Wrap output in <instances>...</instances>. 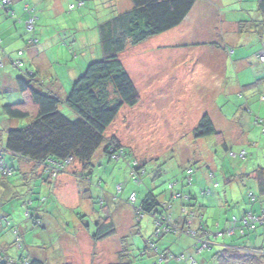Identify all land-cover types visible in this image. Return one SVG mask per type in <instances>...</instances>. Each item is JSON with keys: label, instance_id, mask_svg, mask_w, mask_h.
Wrapping results in <instances>:
<instances>
[{"label": "rangeland", "instance_id": "374dc122", "mask_svg": "<svg viewBox=\"0 0 264 264\" xmlns=\"http://www.w3.org/2000/svg\"><path fill=\"white\" fill-rule=\"evenodd\" d=\"M15 1L2 8L0 0V54L22 61L21 68L11 70L14 79L32 67L33 59L38 84L61 98L89 63L102 59L98 26L131 8L129 0ZM255 7L256 0H197L177 28L127 48L121 59L140 101L134 108L122 107L106 129L90 162L89 186L74 160L45 182L31 175L30 163L6 156L7 170L0 172V261L215 264L211 257L224 246L241 242L264 251V226L244 227L243 238L239 228L234 236L226 232L234 218L242 226V214L252 211L258 217L264 209L255 182L239 178L264 167V63L257 58L264 43L254 28L248 35L235 34L238 21L258 19ZM8 63L4 72L10 71ZM6 87L0 82V152L5 131L28 122L4 114L2 106L23 100L14 86ZM58 109L75 119L64 105ZM204 114L221 132L228 152L215 136L194 138ZM111 137L128 151L115 161L103 153ZM135 163L144 164L142 177L133 171ZM175 192L190 195L189 203L201 212L211 250L193 253L194 240L183 233L157 239L152 217L138 221L136 209L148 193L165 202ZM178 211L175 199L171 213ZM102 215L111 218L115 234L95 242V222ZM147 241L173 257H159ZM188 248L195 258L187 261L186 255L179 262Z\"/></svg>", "mask_w": 264, "mask_h": 264}, {"label": "trees", "instance_id": "16d2710c", "mask_svg": "<svg viewBox=\"0 0 264 264\" xmlns=\"http://www.w3.org/2000/svg\"><path fill=\"white\" fill-rule=\"evenodd\" d=\"M129 1L130 10L98 26L102 59L87 65L83 74L72 82L71 89L65 97L57 96L53 89H46L37 81L34 85L37 72L34 74L26 70L17 77L18 92L23 100L21 103L4 105L2 110L12 120H27L28 122L24 128H9L5 131L6 138L0 152L1 173L7 170L5 157L9 156L30 163L33 170L31 175L41 180L45 177L44 181L48 182L47 179L51 174L55 178L56 172H65L67 163L74 160L83 172L86 171L82 177L86 178L89 186L90 162L105 141L106 129L122 107L134 108L140 101L138 91L122 64L121 55L129 47L138 46L178 27L197 2V0ZM255 9L259 19L239 21L237 28L241 34L251 33L254 28L261 38L264 29V0H256ZM6 61H8L7 57L0 55V70L4 68ZM17 61L21 66H14V62ZM17 61L9 60L8 65L15 69L21 68L22 61ZM242 87H247V85ZM42 90H46V93ZM60 105L67 107L75 115V119L71 120L61 114L58 109ZM193 136L196 139L215 136L224 152L229 151L221 132H217L207 114H204L198 121L193 129ZM126 152L128 151L123 149L115 137L107 140L103 149V153L110 161H115L114 157L118 159L123 157ZM143 166L144 164L135 163L132 167L134 172H138L136 176L145 175ZM243 177L253 180L259 196H264V167L243 174L239 178ZM169 188L173 190L172 186ZM247 197L250 202H253L255 196L249 192ZM175 199L179 200L180 208L189 206L191 197L183 192H175L169 201L160 202L157 197L148 193L136 209L137 219L140 221V217L144 215L152 217L155 231H158L159 228L155 224L160 218L168 217ZM196 211L201 216L199 209L196 208ZM246 214L244 213V216ZM95 226V233L92 235L95 242L115 234L111 218L105 215L95 222ZM199 226H202V232H204L202 221ZM259 226H264V223ZM163 235L164 232H159L156 238L159 239ZM147 244L149 250L156 249L155 254L159 257H173L170 252L167 255L160 252L155 242L147 241ZM193 247L195 250L198 247L195 242ZM213 247L211 245L204 250H211ZM189 249H186L187 252L183 254L189 255ZM187 258L189 261L190 258L195 257L192 255ZM23 260L18 263V261L6 259L5 262L0 261V264H43V261L38 259ZM210 261L215 264H264V251L262 248L244 247L240 249L235 246H224L211 257Z\"/></svg>", "mask_w": 264, "mask_h": 264}, {"label": "built area", "instance_id": "2783aa9c", "mask_svg": "<svg viewBox=\"0 0 264 264\" xmlns=\"http://www.w3.org/2000/svg\"><path fill=\"white\" fill-rule=\"evenodd\" d=\"M10 3L9 0H3L2 4L3 6H6ZM79 5H82L79 2ZM28 27H30V24H27ZM262 51H260L258 53V60L261 63H264V46L261 49ZM1 66V64H0ZM14 66L15 67H19L21 66V64L17 61L14 62ZM118 158L114 157V160H116ZM130 199H134V195H131ZM184 199H187V197H184ZM181 216L182 218H186V222L180 224L178 222V217ZM197 216V222H198V226L192 228V224H194L195 220L194 218ZM202 220V217L199 216L197 214V211L194 207L191 206H183L179 208L178 214H174L170 213L168 215V217H162L160 218L159 221H157V223L155 224V226H157L159 228V230L155 231V235H158L159 232H164V234L171 232V233H176V234H181L183 233L186 237H188L190 240H194L197 249L194 250V253L199 254L202 250L206 249V247L211 246V242L208 239V234L205 230V228L203 227V231L202 232V226L200 227L199 224ZM234 222V220H233ZM242 223L243 225L241 226V229L243 230L244 227L247 228H255V225L258 223L259 225H262L264 223V210L261 211L260 216L255 217L254 215H252L251 213L246 214L245 217L242 218ZM164 224V226L162 227V225ZM168 227V228H166ZM226 232L228 233V235H230V233L233 232V229H227ZM186 255V254H185ZM185 255H182L181 257L178 258V261L183 260L185 258ZM187 256H192V255H187ZM192 260V258H190ZM192 264H195V261L192 260Z\"/></svg>", "mask_w": 264, "mask_h": 264}, {"label": "crops", "instance_id": "0c3cea01", "mask_svg": "<svg viewBox=\"0 0 264 264\" xmlns=\"http://www.w3.org/2000/svg\"><path fill=\"white\" fill-rule=\"evenodd\" d=\"M3 1V0H2ZM11 2H12V0H10ZM79 1V0H78ZM13 2H16L15 0H13ZM17 3V2H16ZM15 3V4H16ZM11 4V3H10ZM71 4V3H70ZM69 4V5H70ZM195 5V4H194ZM2 7V6H1ZM7 7V5L6 6H3L2 8H6ZM28 6L26 5V8H27ZM15 8L17 9V4L15 5ZM15 9V10H16ZM28 9V8H27ZM131 9V8H130ZM129 9V10H130ZM192 10V9H191ZM190 10V11H191ZM9 12V10H7V12L6 13H8ZM190 13V12H189ZM189 13L187 14V16L184 18V20L182 21V22H184L187 18H188V15H189ZM258 19H259V17H258ZM254 20H257V19H254ZM181 22V23H182ZM239 22V21H238ZM237 22V23H238ZM237 23L235 24V34L236 35H239V32H238V34H237V27H238V25H237ZM177 28V27H176ZM175 29V28H174ZM264 30V29H263ZM164 34H166V32L164 33ZM164 34H162V35H164ZM243 34V33H242ZM241 34V35H242ZM244 34H247V33H244ZM249 34V33H248ZM247 34V35H248ZM263 36L260 38V36H259V39H258V41H260V42H262V43H264L263 41V39L262 38H264V32H263V34H262ZM1 42V41H0ZM155 45H157V44H155ZM161 48H163L162 46H160ZM166 47V46H165ZM168 47H171V46H168ZM5 48V47H4ZM28 48H32V45H29L28 46ZM156 48V47H155ZM158 48V47H157ZM22 52V51H21ZM30 54H31V52H30ZM1 55V54H0ZM19 55V54H18ZM32 55V54H31ZM33 56V55H32ZM1 57H2V55H1ZM3 57H7V56H3ZM7 60H8V62H9V58L7 57ZM14 61V60H13ZM33 59L31 60V62H30V64H33L32 65V67H28V69H29V71L30 72H33L34 74L37 72V70L39 69V68H37V66L35 65L34 66V64L35 63H33ZM121 61H122V59H121ZM244 62V61H243ZM261 63V62H260ZM122 64H123V62H122ZM123 66H124V64H123ZM8 67V69H9V67H10V71L11 70H13V68H11V66H7ZM36 69V72H34V69ZM125 68V67H124ZM70 70H71V68H70ZM125 70H126V68H125ZM8 72V70L6 71V72H4L3 70H0V82H1V88H5L6 86H9V85H12V86H14V89L15 90H17L18 91V87H17V83H16V79L17 78H15L14 79V76H13V74H12V71L11 72ZM127 72V71H126ZM128 73V72H127ZM128 75H129V73H128ZM69 76H70V79H71V81L72 80H74L75 79V76H74V74H73V76H72V70H71V72H70V74H69ZM130 76V75H129ZM257 77V76H256ZM131 78V77H130ZM38 80V76L34 79V85H35V82ZM132 80V79H131ZM161 80V79H160ZM38 82V81H37ZM246 86V85H245ZM7 88V87H6ZM241 88V87H240ZM64 97H65V95H64ZM84 173H86V171H84L82 174L84 175ZM82 175V176H83ZM258 192V191H257ZM252 193V192H251ZM255 196V195H254ZM256 196L254 197V199H253V203H255L256 202ZM261 201V200H260ZM262 210H264V209H262ZM261 210V211H262ZM249 213H251L252 215H253V213H252V211H249L247 214H249ZM254 216H256V215H254ZM242 217H245L244 216V214H242V216H241V220H240V222H242ZM238 221H237V218H234V222H230V225L228 226V228L227 229H233V232L232 233H230V235H228V236H234L235 234H236V231H237V228H239L240 230V233L238 232V234L239 235H243V236H239V238L241 237V238H243V237H245V230L243 229H241V226H239L238 225V223H237ZM243 225V224H242ZM198 226V225H197ZM256 229L257 228H253V230H255L256 231ZM245 239V238H244ZM240 242V241H239ZM238 243V242H237ZM232 245V244H231ZM233 245H235V247H237V248H240V249H243L244 247H246V246H242V243L240 242V244L238 243V244H233ZM213 246H214V244H213ZM249 248V247H248ZM194 253V252H193ZM189 255H192L191 253L189 254Z\"/></svg>", "mask_w": 264, "mask_h": 264}, {"label": "flooded vegetation", "instance_id": "af4514ba", "mask_svg": "<svg viewBox=\"0 0 264 264\" xmlns=\"http://www.w3.org/2000/svg\"><path fill=\"white\" fill-rule=\"evenodd\" d=\"M191 200V199H190ZM189 206H191V207H193L192 205H190V204H188ZM196 209V208H195ZM186 218L187 217H185V218H182L181 216H179L178 217V222L180 223V224H182V223H185L186 222ZM139 221V220H138ZM194 224H198V222H197V220L194 222Z\"/></svg>", "mask_w": 264, "mask_h": 264}, {"label": "water", "instance_id": "95a60500", "mask_svg": "<svg viewBox=\"0 0 264 264\" xmlns=\"http://www.w3.org/2000/svg\"><path fill=\"white\" fill-rule=\"evenodd\" d=\"M208 239H209V237H208Z\"/></svg>", "mask_w": 264, "mask_h": 264}]
</instances>
